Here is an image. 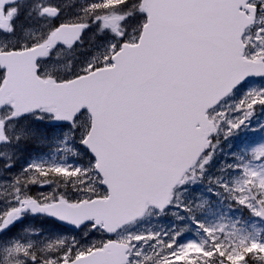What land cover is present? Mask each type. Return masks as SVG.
I'll use <instances>...</instances> for the list:
<instances>
[{"label": "snow or ice", "instance_id": "1", "mask_svg": "<svg viewBox=\"0 0 264 264\" xmlns=\"http://www.w3.org/2000/svg\"><path fill=\"white\" fill-rule=\"evenodd\" d=\"M0 264H264V0H0Z\"/></svg>", "mask_w": 264, "mask_h": 264}]
</instances>
